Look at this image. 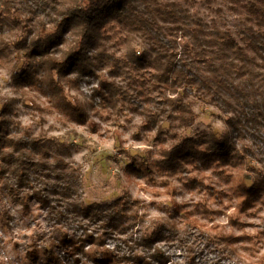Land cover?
Listing matches in <instances>:
<instances>
[{"label":"rangeland","instance_id":"obj_1","mask_svg":"<svg viewBox=\"0 0 264 264\" xmlns=\"http://www.w3.org/2000/svg\"><path fill=\"white\" fill-rule=\"evenodd\" d=\"M176 1L209 27L229 29L243 47L249 41L250 27L259 33L248 0ZM35 17L46 20L40 9ZM7 18L8 24L0 30V115L3 107L9 109L5 116L8 135L25 141L37 139L49 151L52 164L51 157L63 159L64 169L72 170L77 179L73 200L78 205H106L123 197L134 202L129 222L106 241L109 249L116 247L119 255L127 258L122 264H160L154 255L166 258L165 264H264V120L244 123L242 114L221 103L225 109L220 108L195 87H170L164 92L162 83L153 87L149 74L160 65L148 53V62L143 64L145 78L141 74L137 78L145 84L141 98L131 96L125 101L119 96L120 89L128 87L127 75L110 74L105 65L97 70L99 79L114 84L119 100L114 109L103 110L97 98L94 108L87 107L97 85L95 77L80 78L77 91L62 87L71 106L85 107L87 118L80 124L54 107L46 84L33 87L13 76L26 66L36 70L38 61L29 65L25 47L17 49L16 44L26 38L29 48L32 40L45 39L54 28L51 24L37 28V20L24 22V16L12 11ZM108 30L114 39L125 33L114 24ZM181 43L178 39L179 47ZM133 45L141 53L148 52L146 44L134 41ZM116 47L115 56L122 68L127 63V46ZM68 48L67 44L60 45L49 55L59 57ZM249 54L254 53L250 50ZM256 57L260 64L257 69L264 71V60ZM128 70L126 65L124 71ZM41 75L37 72L38 77ZM52 78L55 82L56 72ZM181 92L192 116L174 114L170 119L163 97H180ZM228 119L233 120L236 132ZM214 137L227 140L228 161L207 163L193 157L192 151L212 149ZM175 152L181 157H174ZM132 163L139 164L137 169L127 171ZM36 177L30 174L32 185L41 188ZM242 178H248V186H261L251 196L249 206L243 205L244 198L238 193ZM8 188L9 181L0 180V264H78L55 247L54 261L44 253L62 232L83 234L71 214L58 220L60 217L49 214L31 192H15L24 207L14 201ZM46 195L52 204L60 198ZM241 204L245 210L239 212ZM94 227L90 225L89 231L95 233ZM222 235L231 239L223 241Z\"/></svg>","mask_w":264,"mask_h":264},{"label":"trees","instance_id":"obj_2","mask_svg":"<svg viewBox=\"0 0 264 264\" xmlns=\"http://www.w3.org/2000/svg\"><path fill=\"white\" fill-rule=\"evenodd\" d=\"M248 5L259 33L255 34L250 27V38L244 47L229 29L209 27L176 0H0V30L3 24H8L7 15L11 11L20 17L24 16V22L37 20V28L51 24L54 32L45 39L32 40L29 48H26V38L16 44L17 49L25 47L29 65L38 61L37 67L34 66L36 70L26 66L13 76L19 78V82L33 87L39 85L41 88L46 84L53 97L54 107L80 124L87 118L85 107L71 106L62 87L66 85L69 91H77L80 78L95 77L97 85L92 90L87 107L94 108L93 101L97 98L103 110L114 109L119 101L114 84L99 79L97 70L105 65L110 74L127 75L128 87L120 89L119 96L125 101L131 96L141 98L145 84L142 80L137 81V78H140V74L142 79L145 78L143 64L148 62V53L160 65L155 73H148L153 87L156 82L163 84V92L170 87H195L201 96L212 100L220 108L225 109L223 104L237 115L242 114L244 123H259V120H264V71L257 69L260 64L256 55L264 60V0H248ZM37 9L43 12L46 20L35 17ZM113 24L125 32L123 37L111 38L108 26ZM178 39L182 41L180 47ZM134 41L146 44L148 52H139L133 45ZM63 44L69 48L61 51L59 57L49 55L50 50L55 52V48ZM122 44L127 46L124 56L128 72L124 71L126 65L119 67L120 60L115 56V51H118L116 45ZM248 50L254 54L250 55ZM37 72L42 75L38 77ZM53 72L57 74L55 82ZM31 73L35 76H31ZM179 96L181 98L163 97L167 117L172 119L175 114L191 118L188 105L182 102L183 92ZM8 111L3 107L0 115V180L9 181V194L15 202L25 207L15 192H31L33 199L46 207L49 214L54 212L60 217L58 220L71 214L83 232L81 236L60 233L51 242L49 250L45 247V257L54 261L52 249L55 247L65 251L78 264L126 262L127 258L119 255L116 247L109 249L106 241L116 234V229L129 222V210L134 202L123 197L106 205H78L73 200L77 182L73 171L64 169L61 158L51 157L54 161L52 164L49 151L37 139L25 141L23 137H9L5 126ZM228 121L232 131L236 132L233 120ZM211 141L212 149L192 151L193 157L207 163L228 161L227 140L214 137ZM174 154L172 156L176 158L181 157L177 155L178 152ZM137 165H128L127 171L133 172ZM31 173L37 176L36 181L41 182V188L33 187ZM246 180L248 178L239 181L238 193L244 198L243 205L249 206L251 196L259 192L261 186L256 183L248 186ZM46 193L60 195V198L52 204ZM244 210L241 204L239 212ZM140 219L143 221V218ZM134 221L130 220L132 223ZM90 225L97 226L94 227L95 233L89 231ZM221 238L223 241L231 239L224 235ZM122 242L127 244L125 239ZM81 258H84V262ZM153 259L160 264L166 262V258L156 255Z\"/></svg>","mask_w":264,"mask_h":264}]
</instances>
